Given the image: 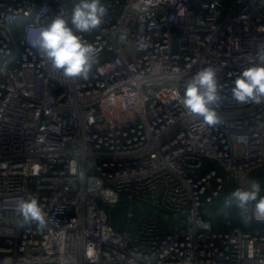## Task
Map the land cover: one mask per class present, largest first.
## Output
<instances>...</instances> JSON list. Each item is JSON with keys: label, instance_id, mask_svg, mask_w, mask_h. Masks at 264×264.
<instances>
[{"label": "built area", "instance_id": "1", "mask_svg": "<svg viewBox=\"0 0 264 264\" xmlns=\"http://www.w3.org/2000/svg\"><path fill=\"white\" fill-rule=\"evenodd\" d=\"M77 2L0 0V264H264V221L230 199L253 183L264 195V103L230 91L264 47V0H102L101 27L77 33L97 63L67 78L32 45ZM208 66L223 86L215 126L178 98ZM32 198L43 230L18 226Z\"/></svg>", "mask_w": 264, "mask_h": 264}, {"label": "clouds", "instance_id": "2", "mask_svg": "<svg viewBox=\"0 0 264 264\" xmlns=\"http://www.w3.org/2000/svg\"><path fill=\"white\" fill-rule=\"evenodd\" d=\"M107 8L102 0H78L69 14L50 18L38 33L32 47L37 54L55 70L67 78H87L97 63V49L77 33H90L101 27ZM71 25V26H70ZM127 33H122L121 41ZM140 48L147 46L138 41ZM258 63L246 67L233 81L230 89L232 99L238 104L264 103V47L257 48ZM223 86L217 81L216 70L204 67L198 70L184 85L179 101L190 116L200 118L207 126L220 123L216 108L222 101ZM241 215L251 213L249 218L264 221V195L259 184L249 188H236L230 194ZM18 226L35 224L43 230L47 226L46 215L35 198L16 202Z\"/></svg>", "mask_w": 264, "mask_h": 264}, {"label": "trees", "instance_id": "3", "mask_svg": "<svg viewBox=\"0 0 264 264\" xmlns=\"http://www.w3.org/2000/svg\"><path fill=\"white\" fill-rule=\"evenodd\" d=\"M232 188V186H226L223 190L222 193V205H228L230 204V202L228 200H225V195L227 194V192ZM233 189V188H232ZM220 206V204H218L217 208ZM235 208L237 209L236 205ZM126 209V205L123 203V201L118 205L117 209L115 211H113L112 215H111V220L113 222V225L117 228V229H123V225H124V212ZM238 214H241L240 211L237 209Z\"/></svg>", "mask_w": 264, "mask_h": 264}, {"label": "rangeland", "instance_id": "4", "mask_svg": "<svg viewBox=\"0 0 264 264\" xmlns=\"http://www.w3.org/2000/svg\"><path fill=\"white\" fill-rule=\"evenodd\" d=\"M14 33H15V36L18 37V35H19V28L18 27L14 28ZM204 216L207 219L213 218L214 217V212L211 209H206ZM257 225L258 224H255L254 227H257Z\"/></svg>", "mask_w": 264, "mask_h": 264}, {"label": "water", "instance_id": "5", "mask_svg": "<svg viewBox=\"0 0 264 264\" xmlns=\"http://www.w3.org/2000/svg\"><path fill=\"white\" fill-rule=\"evenodd\" d=\"M255 177L264 185V169L255 172Z\"/></svg>", "mask_w": 264, "mask_h": 264}]
</instances>
